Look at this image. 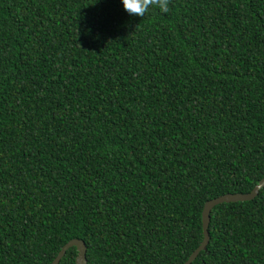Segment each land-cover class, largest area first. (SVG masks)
I'll return each instance as SVG.
<instances>
[{
    "label": "trees",
    "instance_id": "1",
    "mask_svg": "<svg viewBox=\"0 0 264 264\" xmlns=\"http://www.w3.org/2000/svg\"><path fill=\"white\" fill-rule=\"evenodd\" d=\"M262 177L264 0H0V264H183ZM208 233L264 264V186Z\"/></svg>",
    "mask_w": 264,
    "mask_h": 264
},
{
    "label": "water",
    "instance_id": "2",
    "mask_svg": "<svg viewBox=\"0 0 264 264\" xmlns=\"http://www.w3.org/2000/svg\"><path fill=\"white\" fill-rule=\"evenodd\" d=\"M264 186V177L247 193H225L219 195L210 200H207L203 206L201 219H202V231L203 239L200 244L192 251V253L187 257L183 264H191V262L197 257L200 251L204 250L209 242L208 225L210 221V212L212 208L223 202H236V201H247L254 198L259 189ZM74 246L77 250L74 264H87L86 259V245L82 239L72 238L67 241L58 251L57 255L51 261V264H58L60 259L65 254L66 250Z\"/></svg>",
    "mask_w": 264,
    "mask_h": 264
},
{
    "label": "clouds",
    "instance_id": "3",
    "mask_svg": "<svg viewBox=\"0 0 264 264\" xmlns=\"http://www.w3.org/2000/svg\"><path fill=\"white\" fill-rule=\"evenodd\" d=\"M123 8L130 15L144 17L150 8H157L161 13L169 11L170 0H121Z\"/></svg>",
    "mask_w": 264,
    "mask_h": 264
}]
</instances>
